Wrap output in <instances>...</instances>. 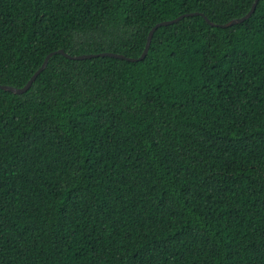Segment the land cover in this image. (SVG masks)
Segmentation results:
<instances>
[{
  "label": "trees",
  "instance_id": "16d2710c",
  "mask_svg": "<svg viewBox=\"0 0 264 264\" xmlns=\"http://www.w3.org/2000/svg\"><path fill=\"white\" fill-rule=\"evenodd\" d=\"M254 2L0 0V86ZM205 17L0 89V264H264V0Z\"/></svg>",
  "mask_w": 264,
  "mask_h": 264
},
{
  "label": "water",
  "instance_id": "95a60500",
  "mask_svg": "<svg viewBox=\"0 0 264 264\" xmlns=\"http://www.w3.org/2000/svg\"><path fill=\"white\" fill-rule=\"evenodd\" d=\"M259 1L260 0H255L251 10L244 17L231 20L230 22L223 24V25H216V24L212 23L207 17H205L204 14H199V13L187 14V15H183V16H181L177 19L171 20V21H165V22L159 23L149 33L146 48H145L142 56L138 59L127 58L124 55L114 54V53H110V52H105V53H100V54H85V55H80V56H71V55L67 54L64 50H59V51L51 53L47 56V58L45 59V62L41 66V68H39L37 70V72L32 76V78L29 80V82L27 83V85L25 87L18 89V88H14L11 86H0V89L12 92V93L17 94V95L25 94L26 92H28L30 90V88L33 86L34 82L41 75V73H43L46 70L51 57L55 54H62L65 57L72 59V60H87V59H92V58H96V57H112V58H117V59H126V60L131 61V62L142 61L147 57L149 50H150L153 35H154L155 31L157 29H159L160 27L176 24L179 21H181L183 18L188 17V16L201 15V16L205 17L206 21L212 26L220 27V28H228V27H231V26H234L237 24H241V23L245 22L246 20L250 19L253 16V14L256 12Z\"/></svg>",
  "mask_w": 264,
  "mask_h": 264
}]
</instances>
